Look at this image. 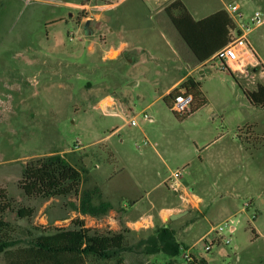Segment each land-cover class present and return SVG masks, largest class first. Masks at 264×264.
<instances>
[{"label":"rangeland","instance_id":"rangeland-1","mask_svg":"<svg viewBox=\"0 0 264 264\" xmlns=\"http://www.w3.org/2000/svg\"><path fill=\"white\" fill-rule=\"evenodd\" d=\"M181 1L196 18L222 7V0ZM99 2L117 4L105 11L91 7L94 13L102 12L91 25L93 35L72 28L78 11L69 6ZM164 8L152 0H0V191L13 208L5 213V221L15 242L10 253H0V264L12 262L16 250L30 246L43 231L71 228L75 219L97 233L124 232L130 248L124 252L125 264H137L139 258L147 264H190L183 255L188 250L208 264H264V236L255 232L257 228L264 234V105L247 98V80L237 82L218 60H211L204 73L195 72L194 77L215 112L174 113L166 92L197 61ZM58 22L71 33L52 45L48 34ZM122 40L133 53L122 56L123 50L116 48L117 54L106 56L110 44ZM133 55L135 62L128 63ZM105 95L116 99L114 107L106 108L113 101H102ZM144 113L153 120H145ZM239 113L248 117L252 134L242 150L233 143L239 144L233 139L240 132ZM134 117L138 126L130 124ZM222 134L225 139L218 141ZM150 152L153 166L142 197L161 188L168 199L163 205L177 204L179 194L169 189L168 179L181 171L183 186L203 199L199 211L176 220L164 213L163 221L157 213H140L147 208L145 199L143 204H128V213L117 210L91 218L75 210L76 196L48 200L28 196L21 186L28 163L60 153L88 169L82 189L99 186L118 197L124 193L116 182L126 177L123 168ZM235 154L241 156L238 163ZM192 206L195 199L185 203ZM23 208L33 211L32 217L21 218L17 210ZM149 216L151 223L142 222ZM226 221H233L235 231L225 229L224 240L207 252L202 237ZM163 224L175 230L182 244L175 259L163 253L147 256L136 247ZM84 264L114 263L86 258Z\"/></svg>","mask_w":264,"mask_h":264},{"label":"trees","instance_id":"trees-1","mask_svg":"<svg viewBox=\"0 0 264 264\" xmlns=\"http://www.w3.org/2000/svg\"><path fill=\"white\" fill-rule=\"evenodd\" d=\"M164 11L194 54L197 64L217 60L216 54L235 38V27L225 9L196 20L181 0H175L165 7ZM223 69L238 82L235 74L227 66L224 65ZM183 89L194 96L192 112L208 103L207 97L201 90V83L193 76H188L180 86L165 97L168 104L171 98ZM244 92L252 104L264 105L263 85H259L257 90ZM87 175L86 167L76 166L63 154L53 153L26 165L21 186L28 196L35 195L48 200L76 196L78 204L74 205V208L80 215L102 218L114 210V205L105 198L101 187L82 189ZM11 209L13 208L7 196L0 191V253L4 254L10 253L9 249L15 245L8 234L12 226L5 221V213ZM17 213L21 218L33 215V211L25 208L18 209ZM136 247L140 248L139 252L147 256L163 253L171 259H175L183 251L175 230L166 224L156 228L152 235L146 240H141ZM129 250L124 232L97 233L85 227L84 220L75 219L71 228L43 231L30 246L17 249L9 264H84L86 258L125 264L127 258L124 252ZM136 262L147 264L142 258L137 259ZM191 264H208V262L203 258L194 257Z\"/></svg>","mask_w":264,"mask_h":264},{"label":"built area","instance_id":"built-area-1","mask_svg":"<svg viewBox=\"0 0 264 264\" xmlns=\"http://www.w3.org/2000/svg\"><path fill=\"white\" fill-rule=\"evenodd\" d=\"M121 1V0H120ZM154 3L161 6H169L175 0H152ZM100 4V5H98ZM117 3H103L99 2L92 6L85 4H77L69 7H74L77 9V12L72 18L73 26L72 28H80L84 31V26L87 22H90L91 25L95 21L100 20L101 13H94L92 9H103L110 8L111 10ZM225 10L229 15L233 25L235 27V38L231 42L221 49L217 54V60L224 67L234 73L239 78L247 80L248 86L251 88V91L257 90L259 85L264 86V63L262 60L258 59L254 52L251 50L248 43V38L252 32L264 25V9H258L252 13H246L240 4L236 2L226 3ZM102 11H105L104 9ZM63 22V21H60ZM56 23L53 25L48 34V41L51 44H55L59 39L62 38L65 34H70L71 32L65 29V25L62 23ZM252 86V87H251ZM194 103L193 94L189 93L187 90H181L177 95L171 98L169 102L170 109L177 115L184 116L191 112L192 106ZM143 117L145 120H153L151 116L144 113ZM130 124L132 126H138L137 117H134ZM149 143L145 141V144ZM182 172L176 171L168 179V187L174 192L179 194V198L182 202L191 204L194 199L200 201L198 198L193 196L182 184L181 182ZM142 222H152L151 216L143 220ZM225 229H230L231 232L235 231V224L233 221H226L224 224H221L219 227L213 228L210 232L205 234L202 237V240L206 242L205 250L207 252L211 251L215 243H220L224 240L222 233ZM213 235L212 240H208V237ZM226 243H229V240H225ZM185 260L188 263L194 261V256L189 250L183 253Z\"/></svg>","mask_w":264,"mask_h":264},{"label":"crops","instance_id":"crops-1","mask_svg":"<svg viewBox=\"0 0 264 264\" xmlns=\"http://www.w3.org/2000/svg\"><path fill=\"white\" fill-rule=\"evenodd\" d=\"M235 2L240 4L242 9L246 13H252L258 9H264V0H237ZM221 3H222V7L214 9V11H212V13H210L208 15L201 16L199 18H196L193 14H192V16L196 20L204 19V18L212 15L213 13H215L219 10L225 9L224 8L225 1L222 0ZM263 26L256 29L254 32H252L250 34V36L248 38V43L250 45L251 50L254 52V54L257 56V58L262 60L264 63V30L259 31ZM257 31H259V32L257 34H255ZM123 44L126 45L127 48H123V46H122ZM128 47H129V43L124 41V40H122L120 42V44L117 46L115 44L111 43L110 46L105 50V52L107 53L106 56H108V54H110L116 48L120 49L121 51L123 50L122 56L123 55H125V56L129 55V53H131L132 51L130 50V48L128 49ZM135 60H136V58L134 55L131 58L130 57L127 58L128 63H133V62H135ZM208 62L209 61L201 63V64H197L192 70L185 73L180 79H178L175 83H173V85L170 87V89L167 90L166 95L170 94L175 88L180 86V84L182 82H184L188 76L194 77L195 72H199L200 74H203L204 73V67L207 65ZM236 77H238V76H236ZM237 79H239V77ZM237 96L240 97L239 95H237ZM106 98H109L113 101V104L109 105V106L107 105L106 108L107 107H114L116 105V99L112 95H105L102 98V101L105 100ZM207 100H208V103L204 107H202L201 109L207 110L208 112H211V113L215 112V110L212 108V105L210 103V99L207 98ZM107 101H109V100H107ZM241 107H244V106H241ZM247 118L248 117H246L242 114L238 115L239 123L237 124V129L240 132L236 133L233 136V139H236V141H239V144H235L236 142L234 140L233 141L234 145L241 148V150L245 149V145L247 143H250V141H251L250 139L252 136L251 130L248 127L250 124L248 123ZM118 129L113 131V133L118 131ZM262 129H263L262 135L260 137L262 140H264V128H262ZM222 139H225L224 134H222L219 137L218 141H222ZM208 148H209V145H207L205 147V149H208ZM153 149H154V154H156L159 157L160 156L159 151L155 148H153ZM77 151H79V150H72L70 152H77ZM152 155L153 154L150 152V155L148 153L145 156H142L138 162L128 164L123 168V173L126 177L118 178L116 182L120 186H122L125 194L122 193L121 196L116 197L113 194L108 193L107 191L102 189L105 198L114 205V210H112V211L116 212L117 210H119V211L127 212L126 207L128 204H134V205L143 204V201L145 199H147V201H146L147 208L143 209L140 213H157L163 219V221L165 218V216H163L164 213L169 216L170 214L178 213V212L185 211V210L188 211L187 214H189L193 210L199 211L200 204L203 202V199L201 197H199L198 195H194V194H193V196L198 198L200 201L196 200V206H192L191 209L185 207V203L181 202V199H179L177 204H173L172 202H169L168 204L163 205V202H167L168 199H167L166 192L164 190H161V188L156 193H154L153 195L150 194V192H147L145 195V198L142 197V190L141 189L143 187H145L144 182H146L147 180L150 179L149 172L151 171V167L153 166V164H152L153 159L151 157ZM240 160H241V156L239 154H235L234 155V161L240 162ZM219 163L224 164L225 163L224 159H220ZM166 180H167V178L165 180H161L157 186L161 185L162 182L165 183ZM122 202H124V203L122 204ZM263 202H264V200H263ZM224 209L227 210L228 208L223 207L222 210H224ZM255 232H256V237L261 236V235L264 236V234L259 233L257 228L255 229Z\"/></svg>","mask_w":264,"mask_h":264},{"label":"water","instance_id":"water-1","mask_svg":"<svg viewBox=\"0 0 264 264\" xmlns=\"http://www.w3.org/2000/svg\"><path fill=\"white\" fill-rule=\"evenodd\" d=\"M73 14H70V17H72ZM84 31H85V34L86 36H90V35H93V29L91 27V23L90 22H87L84 26ZM118 51L117 50H114L113 51V55L117 54ZM187 210L185 211H181V212H178V213H173V214H170L168 219L169 220H176L180 217H182L183 215L187 214Z\"/></svg>","mask_w":264,"mask_h":264}]
</instances>
